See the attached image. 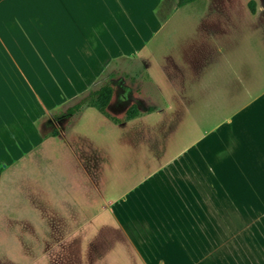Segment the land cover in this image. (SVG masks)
I'll use <instances>...</instances> for the list:
<instances>
[{
	"label": "rangeland",
	"instance_id": "rangeland-1",
	"mask_svg": "<svg viewBox=\"0 0 264 264\" xmlns=\"http://www.w3.org/2000/svg\"><path fill=\"white\" fill-rule=\"evenodd\" d=\"M176 2L159 9L166 22L157 35L113 59L95 83L47 89V111L33 100L17 130L23 143L2 156L0 264H87L103 244L111 200L114 208L129 194L147 207L151 196L140 195L185 160L192 140L233 112L262 106L264 0H208L197 9ZM105 83L113 88L107 115L93 106L66 114ZM253 98L256 105L238 110ZM133 105L137 115L127 119Z\"/></svg>",
	"mask_w": 264,
	"mask_h": 264
},
{
	"label": "crops",
	"instance_id": "crops-1",
	"mask_svg": "<svg viewBox=\"0 0 264 264\" xmlns=\"http://www.w3.org/2000/svg\"><path fill=\"white\" fill-rule=\"evenodd\" d=\"M175 1L0 0L1 174L2 156L23 143L17 130L33 100L47 111V89L95 83L113 59L133 56L157 35L166 22L159 9H174ZM257 24L264 27V15ZM256 100L237 102L238 110ZM261 105L231 113L192 140L185 160L170 163L168 175L140 195L151 196L147 207H135L129 194L114 208L111 200L103 244L87 264H264Z\"/></svg>",
	"mask_w": 264,
	"mask_h": 264
},
{
	"label": "trees",
	"instance_id": "trees-1",
	"mask_svg": "<svg viewBox=\"0 0 264 264\" xmlns=\"http://www.w3.org/2000/svg\"><path fill=\"white\" fill-rule=\"evenodd\" d=\"M192 1L194 0H177L176 6L181 7ZM249 8L251 12L254 13L253 1H249ZM112 94H113L112 86L108 83L102 84L96 89L89 90L77 102L67 107L66 114L71 116L82 111V109L85 107L93 106L97 108V110L102 114L107 115L106 108L112 98ZM136 113L137 111L135 109V106L133 105L127 110L126 118L131 119L137 115ZM0 174H1V170H0Z\"/></svg>",
	"mask_w": 264,
	"mask_h": 264
}]
</instances>
